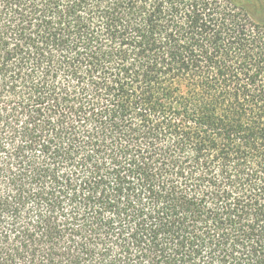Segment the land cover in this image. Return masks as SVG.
Segmentation results:
<instances>
[{
    "label": "trees",
    "instance_id": "trees-1",
    "mask_svg": "<svg viewBox=\"0 0 264 264\" xmlns=\"http://www.w3.org/2000/svg\"><path fill=\"white\" fill-rule=\"evenodd\" d=\"M0 264H264V0H0Z\"/></svg>",
    "mask_w": 264,
    "mask_h": 264
}]
</instances>
